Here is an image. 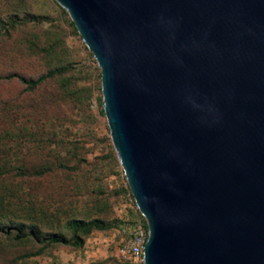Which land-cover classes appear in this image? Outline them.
Instances as JSON below:
<instances>
[{
	"label": "water",
	"instance_id": "95a60500",
	"mask_svg": "<svg viewBox=\"0 0 264 264\" xmlns=\"http://www.w3.org/2000/svg\"><path fill=\"white\" fill-rule=\"evenodd\" d=\"M102 72L145 264H264V0H55Z\"/></svg>",
	"mask_w": 264,
	"mask_h": 264
},
{
	"label": "rangeland",
	"instance_id": "374dc122",
	"mask_svg": "<svg viewBox=\"0 0 264 264\" xmlns=\"http://www.w3.org/2000/svg\"><path fill=\"white\" fill-rule=\"evenodd\" d=\"M0 79V264H131L120 250L146 221L101 68L55 0H0ZM55 234L68 242H49Z\"/></svg>",
	"mask_w": 264,
	"mask_h": 264
},
{
	"label": "built area",
	"instance_id": "2783aa9c",
	"mask_svg": "<svg viewBox=\"0 0 264 264\" xmlns=\"http://www.w3.org/2000/svg\"><path fill=\"white\" fill-rule=\"evenodd\" d=\"M141 216L146 221L145 225L139 226L126 245L120 250L121 255L131 264H145L144 249L150 232L146 218L142 214Z\"/></svg>",
	"mask_w": 264,
	"mask_h": 264
},
{
	"label": "trees",
	"instance_id": "16d2710c",
	"mask_svg": "<svg viewBox=\"0 0 264 264\" xmlns=\"http://www.w3.org/2000/svg\"><path fill=\"white\" fill-rule=\"evenodd\" d=\"M15 78H17L20 82L25 83L31 87H37L44 80V78H40L38 80H28V79L21 77V76H18V75H10L4 79L11 80V79H15ZM4 79H0V81H2ZM47 239L49 242L54 243V244L67 243L68 242L64 237H62L60 235H56V234L55 235H49Z\"/></svg>",
	"mask_w": 264,
	"mask_h": 264
}]
</instances>
